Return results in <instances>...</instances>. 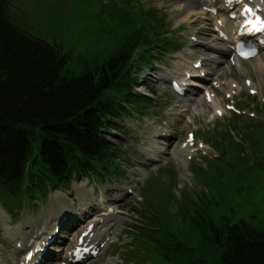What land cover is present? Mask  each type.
Here are the masks:
<instances>
[{
  "label": "trees",
  "instance_id": "1",
  "mask_svg": "<svg viewBox=\"0 0 264 264\" xmlns=\"http://www.w3.org/2000/svg\"><path fill=\"white\" fill-rule=\"evenodd\" d=\"M90 1L111 19L106 32L113 49L105 60L85 67L75 64L77 48L58 44V35L37 34L14 0H0V183L5 188L18 190L26 155L35 158L34 178L54 174L52 166L62 164L67 150L98 164L118 156L96 131L118 113L122 100L131 103L135 80L128 76L130 60L138 49L148 53L165 41L158 34L164 25L142 6L130 7V1ZM94 14L96 23H109ZM52 28L56 33V26ZM253 133L250 143L259 150L264 147V126H256ZM249 160L237 148L230 166L220 161L203 176L206 192L195 189L187 203L175 205L171 199L169 209L160 206L157 223L146 230L151 264H264V218H238L237 207H231L235 171L251 174ZM263 171L255 169L257 174Z\"/></svg>",
  "mask_w": 264,
  "mask_h": 264
},
{
  "label": "rangeland",
  "instance_id": "2",
  "mask_svg": "<svg viewBox=\"0 0 264 264\" xmlns=\"http://www.w3.org/2000/svg\"><path fill=\"white\" fill-rule=\"evenodd\" d=\"M161 1L165 2L166 6L163 4V6L159 8V4H156L155 7L157 10L161 11L158 15L159 19L163 20L164 26H166L164 28V32L166 30L169 31L167 34V36L170 38L169 42L176 44L181 42L185 44V48H187L184 52L179 51V53L176 54H173V50L163 53L159 60H157V57L160 55V52L158 49H155L149 56L150 60L152 61L150 66L152 67H149L148 65L142 66H146L149 70V73L154 74V76H158V78H162V76H164V78L171 77L173 79L180 80V78H182L186 72L190 71V65L192 62H194L196 59H200L201 57H205L207 58L205 64H207V66H212L211 71L220 79L225 80L229 84L227 88L232 86L230 91H234L238 95V103L241 101L245 104H252L250 105V110H253L256 115H258L256 109L259 104L264 103V60H256L247 63L242 62L241 64H238L240 65L238 67H232L230 63L226 62L225 59H219L214 53L210 52L214 48H217L222 52L227 48L216 40V36L212 32L209 17L204 13H199V6L195 9L193 8L189 14H185L186 12L183 11L184 6L181 4L180 0H178L176 3H172L170 0ZM108 2V0H104L103 3L105 4ZM18 3L21 9L27 14L26 16L29 17V27L33 28L35 32L40 31L41 33H48L47 36L50 37L57 36V33L61 35L65 32L71 35L69 38V47L70 49L78 47V53L75 57V64L78 63V66H80V64L84 66H92L94 61L97 59H104L113 49V47L109 45L110 39L101 35L99 32L101 24L99 22L96 23V20L92 19L91 14L93 15L94 13L98 14H94V16L96 15L97 17H107V15H101L102 13H99L101 12L99 10L101 6L96 4V2L90 0H18ZM142 3L144 4L143 1ZM204 3L208 6L217 5L216 0H205ZM149 7L150 6H147L146 10L149 9ZM107 21L109 23L105 24V26H103L104 28L108 26L110 27L112 25L109 16L107 17ZM53 26H56V33L52 28ZM190 37H196L198 42H201L204 47H191L190 43L188 42ZM79 56L81 57L79 58ZM215 60L224 63L217 67ZM138 74H140V72ZM246 78H249L253 81V87L258 91V97L256 96L257 102L248 103L246 98L247 91L244 87V80ZM156 80L157 79L153 78V81L149 84L155 88L156 97L154 101L159 103V107L155 109L149 108V110L159 114L158 117L160 120L157 121L159 124H162V121L169 122V118L173 116L174 119L172 118L171 121H173V123L177 122V133L182 137L181 140L184 138V134H182L183 131L187 133L188 131L198 130L196 133L197 136H199V133L213 130L217 128L219 124L222 125L220 129L223 131V127L228 126L227 123L229 121H221L222 124L219 123L212 110L205 104L201 94L198 96L195 94L193 97H191V100H187V98L175 99L168 91L165 84ZM234 87L237 88L235 89ZM169 105H172L171 108H167ZM248 114L247 116H249ZM147 123L150 124L152 121H148ZM173 123L171 122L170 125ZM235 132L237 133L236 130H233V135H236L235 141L239 143V137H237ZM200 141L202 140L200 139ZM245 143L246 146L242 147V149H244L243 151H245L248 156H255L258 154V151H254V148L251 146V143H249V140H246ZM11 147L15 148V145L13 144ZM126 147H130V145H127ZM209 148L213 158L216 156V152L211 146ZM225 148L228 150L227 147ZM149 150L156 152L151 147H149ZM129 152V150H125L124 158H128L127 154ZM217 152L218 154L223 155L222 150H217ZM261 155L264 156V153ZM124 158L122 165H125V168L129 170L127 175H124L126 177L125 179L127 180L128 178H132L133 180H137L134 184H139L142 187L143 190L140 191L142 194L146 191L147 195L149 196L150 193L156 189V187L164 188V194H162L160 191L158 193V205L153 203L152 206V210L157 213V215H160L159 208L161 205L164 206L165 210L169 209L171 203L174 202L176 205V202H179L174 198L176 195L179 197L180 202L183 203L189 202V199L193 200L195 191L189 193L187 192V189L189 190L190 188L195 187L196 190L201 191V193L206 192L207 190L206 187H204V183L199 179L200 175L205 177L208 172L202 168L191 166L188 170V164L174 166L172 163H170L169 158L166 157L160 159L158 163L148 168H144L138 167L136 162H134V165L130 164ZM218 164H220V162L217 160L212 163L211 167L214 168V166ZM148 180H153V183L150 182L149 187L146 189ZM262 182L263 184L261 187H254V185H252L249 187L250 189H245V187H242L240 184H238L237 187H234V189L238 188V190H240L239 188H243L245 195H249L248 191H252L251 188L258 189V192L256 193V199H254V196L251 194L249 195L251 200L246 202L244 207L243 204H241L237 208L238 218L244 217L247 219V214L252 211L264 212V179ZM177 184L183 186L182 189H175ZM195 184L197 186H195ZM48 201V198H44L40 206L34 204V206L37 207H35L34 212H32L33 217H35L36 220L39 219L42 214L49 209ZM127 204H129L128 207L131 211L134 210V208H141V204L135 202L133 199H130ZM30 206L32 205L30 204ZM27 207H25V210H27ZM12 210V213L16 214V216L10 217L11 219H7V225H12L11 229L19 228L22 223L20 215L25 211L21 212L22 210L18 208H12ZM135 215H133V213H128L127 219L129 222L120 223V229L117 232V236L125 231V228L132 226L135 223V217L136 221H138L139 216ZM153 215L154 213L152 212V215L149 213V215L146 216L153 218ZM25 216L26 220L30 217L27 211ZM120 241L121 245L124 246L126 243H132L133 238L128 241L127 236H124L120 239ZM3 248H5V246L0 239V255H2V260L5 263L7 260L4 259L2 252ZM116 248L117 244L106 249L104 254L95 262V264H107L110 260L114 261L115 264L116 260H119V264H151L149 261V256L147 257L146 254L139 255L133 259V256H131V247H122L120 249ZM115 250L119 251L116 255L113 253ZM7 252L10 254L11 258H14V256L10 253V250H7ZM126 257L127 260L125 259ZM9 264H11L10 260Z\"/></svg>",
  "mask_w": 264,
  "mask_h": 264
},
{
  "label": "bare ground",
  "instance_id": "3",
  "mask_svg": "<svg viewBox=\"0 0 264 264\" xmlns=\"http://www.w3.org/2000/svg\"><path fill=\"white\" fill-rule=\"evenodd\" d=\"M181 1V4L184 6V11L186 12L185 14H189L190 13V11L194 8H197L199 5L196 3V0H180ZM200 12V14H203V13H201V10H199ZM192 14V13H191ZM205 15H207V16H209L210 17V15L207 13V12H205L204 13ZM216 22V21H215ZM217 23V22H216ZM234 38H236L235 36H233L232 37V39H234ZM259 58V60H261V59H263L264 60V56L262 57L261 56V58H260V56L258 57ZM194 73V72H193ZM190 74H192V72L190 73ZM192 85V84H191ZM194 87H196V86H194ZM90 211L89 210H87V213H89ZM101 221H103V219L101 220ZM105 221H106V219H105ZM31 223V222H30ZM92 223H95V222H91V223H89V224H92ZM97 224L99 223V221H97L96 222ZM6 230L7 231H10L8 228H6ZM6 230H5V232H6ZM21 235L23 234V233H20ZM36 235H37V237H38V232L37 233H35ZM19 243L20 244H22L23 243V241L21 240V241H19ZM33 244V247L32 248H37L38 246H39V243L38 242H36L35 240H34V242L32 243ZM22 246V245H21ZM26 246V245H25ZM32 246V245H31ZM27 247L28 248H30V245L28 246L27 245Z\"/></svg>",
  "mask_w": 264,
  "mask_h": 264
}]
</instances>
